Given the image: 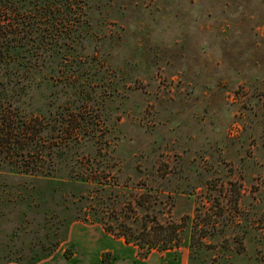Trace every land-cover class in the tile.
I'll return each instance as SVG.
<instances>
[{
    "label": "rangeland",
    "instance_id": "obj_1",
    "mask_svg": "<svg viewBox=\"0 0 264 264\" xmlns=\"http://www.w3.org/2000/svg\"><path fill=\"white\" fill-rule=\"evenodd\" d=\"M75 1L98 130L56 186L0 170V264H264V0Z\"/></svg>",
    "mask_w": 264,
    "mask_h": 264
},
{
    "label": "trees",
    "instance_id": "obj_2",
    "mask_svg": "<svg viewBox=\"0 0 264 264\" xmlns=\"http://www.w3.org/2000/svg\"><path fill=\"white\" fill-rule=\"evenodd\" d=\"M83 13L75 0H0V170L53 179L56 186L59 177L53 173L64 152L61 146L82 144L98 130L100 119L88 104L90 96L79 93L77 100L70 99L73 81L84 77L81 68L88 64L76 65L77 76L74 63L80 54L75 46L80 38L76 34L88 27L80 20ZM64 73L70 86L59 84ZM42 76L50 77L55 89L63 87L58 98L70 99L54 113L50 107L58 106L53 102L34 107L35 111L24 107L23 99L31 96ZM79 178L92 184L91 174Z\"/></svg>",
    "mask_w": 264,
    "mask_h": 264
}]
</instances>
